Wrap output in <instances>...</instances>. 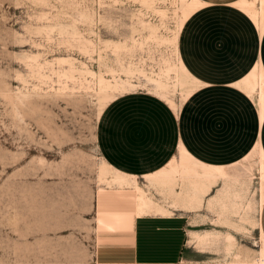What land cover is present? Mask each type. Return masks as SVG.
Here are the masks:
<instances>
[{
  "label": "rangeland",
  "instance_id": "rangeland-1",
  "mask_svg": "<svg viewBox=\"0 0 264 264\" xmlns=\"http://www.w3.org/2000/svg\"><path fill=\"white\" fill-rule=\"evenodd\" d=\"M179 1L0 0V264H95L96 198L128 186L99 152L101 113L133 91L184 100ZM259 150L215 171L227 178L225 214L186 217L189 244L230 264L264 254Z\"/></svg>",
  "mask_w": 264,
  "mask_h": 264
},
{
  "label": "crops",
  "instance_id": "crops-1",
  "mask_svg": "<svg viewBox=\"0 0 264 264\" xmlns=\"http://www.w3.org/2000/svg\"><path fill=\"white\" fill-rule=\"evenodd\" d=\"M201 1L178 36L179 58L190 77V94L178 109L133 91L118 95L101 115L97 145L103 160L134 177L138 187L97 196L95 264H230L224 254L190 245L186 227V217L203 207L207 215L226 213L227 178L210 179L198 192L192 173L182 175L180 148L226 174L255 147L264 152L259 87H248L253 73L257 80L264 74V29L235 4L239 0ZM175 163L180 170L160 180ZM258 230L264 237V203Z\"/></svg>",
  "mask_w": 264,
  "mask_h": 264
},
{
  "label": "bare ground",
  "instance_id": "bare-ground-1",
  "mask_svg": "<svg viewBox=\"0 0 264 264\" xmlns=\"http://www.w3.org/2000/svg\"><path fill=\"white\" fill-rule=\"evenodd\" d=\"M180 1H181V12H180L181 13V23L179 24L180 25V28L178 29L179 32L181 30V27L183 26V23L186 21V19L194 11H196L198 8L202 7L205 4L201 0H180ZM256 2H259V4H260V7L258 9L255 7ZM235 4L238 7H240V9H243L244 12L246 11L254 19L257 26L260 27L261 30L264 29V0H239ZM178 22H180V21L178 20ZM179 32H178V36H179ZM176 51H177V54L179 57L178 48L176 49ZM179 63H180L179 68L176 70L178 76L181 75L178 83H180L181 86H184L187 83V81H186L187 78L189 79L190 77L186 71V67L184 68L180 58H179ZM260 69H261V67H260ZM247 76H250V75H247ZM246 79H248V78H246ZM248 83H249L248 87L251 88V90H255L256 88L259 87L258 89H259L260 95H259V93H257V94L260 97L259 98V104H260V109H261L260 113L262 114V116H264V74L262 76H260L259 80H257V76L255 75V73H253L251 75V79ZM156 92H158L161 96L171 97L167 91L160 92V91L156 90ZM189 94H190V90L186 93L185 98ZM109 103L110 102H108V104ZM167 103L175 111L178 109V104L173 102L172 100L170 102L167 101ZM260 119H261V117H260ZM255 149H256V147H255ZM259 151H260L261 157H262V162H261L262 179H264V152L262 151V149H260ZM173 161H175V159H173ZM180 163H181V165L184 166V170L187 171L189 174L192 173L191 175L197 180V184H196L195 188L197 189L198 192L200 190H202L205 186L204 185L205 182L199 181V180H210L212 177L215 178V176L217 175V173L215 171H218L221 168V167H211L208 165H204V164L200 163L199 161H196L191 155L188 154V152L183 147L180 148ZM104 164L106 166L110 167L105 162V160H104ZM115 172L117 173L116 181H117V184L119 186L135 184V186L138 187L134 177H130L128 175L119 173L117 171H115ZM263 203H264V185H262L261 193H260V210L262 208ZM256 228L260 229V219L258 221V226H256ZM261 238L264 241V237L262 236V234H261ZM232 239H233L232 236L228 237V243H229L228 246H230V244H233ZM231 248L232 247H230L229 249L232 250ZM234 256H236L237 259L240 258V255H238V253H236V255H234ZM236 257H234V258H236ZM257 259H260V261L264 262V254L259 252L258 257L254 260V262H251L250 264H254L255 261H257Z\"/></svg>",
  "mask_w": 264,
  "mask_h": 264
},
{
  "label": "built area",
  "instance_id": "built-area-1",
  "mask_svg": "<svg viewBox=\"0 0 264 264\" xmlns=\"http://www.w3.org/2000/svg\"><path fill=\"white\" fill-rule=\"evenodd\" d=\"M254 264H264V262L260 261V259H257Z\"/></svg>",
  "mask_w": 264,
  "mask_h": 264
}]
</instances>
